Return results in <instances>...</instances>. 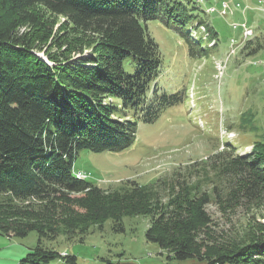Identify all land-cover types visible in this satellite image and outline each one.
<instances>
[{"label": "trees", "instance_id": "obj_1", "mask_svg": "<svg viewBox=\"0 0 264 264\" xmlns=\"http://www.w3.org/2000/svg\"><path fill=\"white\" fill-rule=\"evenodd\" d=\"M203 1L0 0V234L38 232L22 264H76V256L42 240L83 237L107 219L123 231V217L134 215L152 216L147 239L169 259L264 264V229L246 241L218 238L206 210L210 196L263 201L264 140L229 160L238 179L226 194L198 195L192 186L163 203L149 186L129 181L104 192L73 173L80 150L124 151L136 142L139 122L152 123L178 103L176 95H160L162 55L147 23L160 20L189 45H201L192 33L206 23L194 6ZM57 16L66 21L53 33Z\"/></svg>", "mask_w": 264, "mask_h": 264}, {"label": "rangeland", "instance_id": "obj_2", "mask_svg": "<svg viewBox=\"0 0 264 264\" xmlns=\"http://www.w3.org/2000/svg\"><path fill=\"white\" fill-rule=\"evenodd\" d=\"M223 2L228 4L227 16L205 12L212 6L221 11ZM194 6L199 21L206 22L201 26L206 37L201 45H189L160 20L147 23L162 55L160 95H176L178 103L152 123L139 122L137 140L130 148L121 152L82 149L75 159L74 170L86 173L104 192L134 181L149 186L152 196L163 203L192 186L198 195H211L213 189L226 194L238 179L227 168L229 160L248 155L255 143L264 140V0H204ZM53 20L56 33L66 19ZM242 24L253 29L252 36L243 38ZM205 25L216 36L206 33ZM66 30L63 26L58 32L65 35ZM232 40H237L233 47ZM90 53L86 49L84 56ZM37 55L47 60L43 52ZM224 201V196H210L206 205L216 237L246 241L249 235L262 233L264 198L259 203L246 197L235 204ZM151 220V215L125 216L124 230L116 231L113 220L107 219L83 237L68 240L61 233L42 242L62 255L76 256V264L200 263L169 259L167 251L147 239ZM38 241L36 231L26 237L0 234V264H22ZM51 264L67 263L59 258Z\"/></svg>", "mask_w": 264, "mask_h": 264}, {"label": "built area", "instance_id": "obj_3", "mask_svg": "<svg viewBox=\"0 0 264 264\" xmlns=\"http://www.w3.org/2000/svg\"><path fill=\"white\" fill-rule=\"evenodd\" d=\"M248 33H251V31L247 30V31H246V34H248ZM77 177H78V178L85 179V178L88 177V175H86L85 173L80 172V173L77 175Z\"/></svg>", "mask_w": 264, "mask_h": 264}, {"label": "water", "instance_id": "obj_4", "mask_svg": "<svg viewBox=\"0 0 264 264\" xmlns=\"http://www.w3.org/2000/svg\"><path fill=\"white\" fill-rule=\"evenodd\" d=\"M193 264H202V263H193Z\"/></svg>", "mask_w": 264, "mask_h": 264}, {"label": "bare ground", "instance_id": "obj_5", "mask_svg": "<svg viewBox=\"0 0 264 264\" xmlns=\"http://www.w3.org/2000/svg\"><path fill=\"white\" fill-rule=\"evenodd\" d=\"M76 173H77V172H76ZM76 173H75V174H76ZM75 176H76V175H75ZM79 179H82V178H79Z\"/></svg>", "mask_w": 264, "mask_h": 264}]
</instances>
